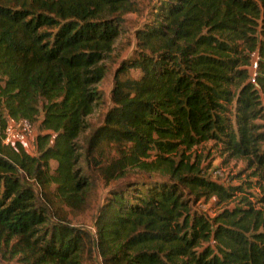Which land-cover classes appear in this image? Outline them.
Listing matches in <instances>:
<instances>
[{"label": "trees", "instance_id": "1", "mask_svg": "<svg viewBox=\"0 0 264 264\" xmlns=\"http://www.w3.org/2000/svg\"><path fill=\"white\" fill-rule=\"evenodd\" d=\"M133 4L0 0V255L80 264L79 229L62 207L81 209L99 179L122 180L96 214L104 264H264V0L157 2L94 128L98 85ZM130 70L138 77H118ZM8 117L36 127L33 154L3 143ZM205 142L243 160L246 179H208L203 156L188 153ZM184 190L219 210L190 213Z\"/></svg>", "mask_w": 264, "mask_h": 264}, {"label": "rangeland", "instance_id": "2", "mask_svg": "<svg viewBox=\"0 0 264 264\" xmlns=\"http://www.w3.org/2000/svg\"><path fill=\"white\" fill-rule=\"evenodd\" d=\"M134 9L131 12L121 14L122 28L121 36L115 45L110 58L106 61L107 72L101 83L98 85V89L102 95V104L99 109L94 112L90 117V122L95 125L94 128L103 123L106 112L113 104L110 98V92L113 87L115 73L119 68L122 61H130V59L136 56L139 50L136 38L135 30L140 28L145 22L152 19V12L155 11L153 6L161 0H132ZM139 72L130 70L127 74L120 73L118 77L120 79L136 78ZM264 124V119L261 120ZM31 131L28 133L25 142L23 143L24 149L33 154L34 149V137L36 134V127L31 126ZM85 149V147H84ZM190 154L196 153L203 156L201 168L203 174L210 180L215 181L224 186L234 185L240 180L246 179L249 175L246 163L243 160L225 158L222 154V150L219 144L214 142H205L191 149ZM55 164L52 163V168ZM88 172L94 176L95 172L92 168H88ZM127 176L132 179L141 181H155L166 182L171 181L170 177L156 174V173H137L132 172ZM241 174V175H240ZM240 175V176H239ZM240 179V180H239ZM96 188L91 192L86 204L79 210H70L66 207H62V215L65 217V225L79 229L84 251L80 257V264H104L99 252L95 246H93V239L95 237V219L96 214L101 207L104 197L107 195L111 186L120 185L119 181H115L111 184L104 185L99 179H96ZM252 193V192H251ZM253 193L259 194V190H254ZM38 194V191H37ZM184 198L188 201L189 212L196 215H201L206 219H211L215 213L219 210L220 206L216 205L214 198L195 199V196L184 190ZM41 203L45 202L42 196H39ZM1 264H21L16 261V258H9L8 255H0Z\"/></svg>", "mask_w": 264, "mask_h": 264}, {"label": "built area", "instance_id": "3", "mask_svg": "<svg viewBox=\"0 0 264 264\" xmlns=\"http://www.w3.org/2000/svg\"><path fill=\"white\" fill-rule=\"evenodd\" d=\"M255 63L252 65L254 69ZM252 74L251 80L253 81ZM31 124L25 119H13L8 117L3 131V143L6 145H13L17 142L24 143L28 133L31 131Z\"/></svg>", "mask_w": 264, "mask_h": 264}]
</instances>
